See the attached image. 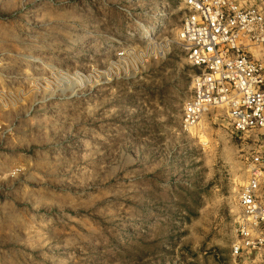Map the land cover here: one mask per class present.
<instances>
[{"label":"rangeland","instance_id":"obj_1","mask_svg":"<svg viewBox=\"0 0 264 264\" xmlns=\"http://www.w3.org/2000/svg\"><path fill=\"white\" fill-rule=\"evenodd\" d=\"M179 0H0V264H242L245 145L181 122Z\"/></svg>","mask_w":264,"mask_h":264},{"label":"built area","instance_id":"obj_2","mask_svg":"<svg viewBox=\"0 0 264 264\" xmlns=\"http://www.w3.org/2000/svg\"><path fill=\"white\" fill-rule=\"evenodd\" d=\"M177 31L194 70L181 122L189 131L214 110L242 142L245 182L237 195L231 255L264 264V0H179Z\"/></svg>","mask_w":264,"mask_h":264}]
</instances>
